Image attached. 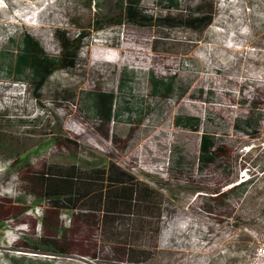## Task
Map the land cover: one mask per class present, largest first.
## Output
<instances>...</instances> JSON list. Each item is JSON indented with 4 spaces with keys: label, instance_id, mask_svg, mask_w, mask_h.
I'll use <instances>...</instances> for the list:
<instances>
[{
    "label": "rangeland",
    "instance_id": "1",
    "mask_svg": "<svg viewBox=\"0 0 264 264\" xmlns=\"http://www.w3.org/2000/svg\"><path fill=\"white\" fill-rule=\"evenodd\" d=\"M200 1L183 0V8ZM118 2L0 0V51L10 36L30 32L58 55L57 30L89 29L97 13L118 12ZM206 2L214 20L203 31L128 23L93 30L78 66L57 71L38 101L26 81L0 70V264H138L127 261V246L104 241L98 218L55 209L26 186L53 165L105 173L108 161L164 193L158 250L146 264H249V229L264 216V0ZM142 6L154 16L181 14L158 0ZM151 74L176 77V94L154 95ZM92 90L131 103L143 98L149 109L144 118L101 125L81 108V93ZM181 115L199 117L200 130L178 125ZM255 118L257 133L243 124ZM204 131L226 151L224 168L198 167ZM249 177L256 184L245 193L217 196ZM42 237L57 239L66 253L34 249Z\"/></svg>",
    "mask_w": 264,
    "mask_h": 264
},
{
    "label": "trees",
    "instance_id": "2",
    "mask_svg": "<svg viewBox=\"0 0 264 264\" xmlns=\"http://www.w3.org/2000/svg\"><path fill=\"white\" fill-rule=\"evenodd\" d=\"M206 1L208 0H201L195 5L183 8V0H158L169 11L181 10V14L154 16L144 10L142 0H119L118 12L104 16L97 13L89 29L81 27L74 34L67 29L57 30L56 36L61 47L58 55L47 53L38 38L30 32H23L17 37L10 36L7 47L0 51V70L15 82L26 81L32 89L33 97L38 101L42 98L50 78L57 71H72L78 66L82 50L93 30L101 31L128 23L143 28L203 31L214 20V4L212 2L209 5ZM88 3L92 8L99 7H96V0H88ZM129 79L130 74L125 72L122 86L128 85ZM150 81L154 95L172 98L177 92L176 77L164 80L151 74ZM80 98L83 102L82 110L101 125L120 120L124 115L130 119H141L149 109L143 98L136 103H131L128 99L119 101L113 92L105 90L82 92ZM259 115L260 119L264 117L263 112ZM258 121L257 118L247 119L243 124L252 127L254 133H257ZM177 123L190 130L199 131L201 119L181 115L177 118ZM59 127L62 130V123H59ZM224 152L226 151L218 143L217 136L204 131L200 139L198 167L202 170L211 165L224 168ZM177 164H181V158ZM78 166H50L47 170L36 173V177L27 178L26 186L38 200L49 202L55 209L77 212L79 217L86 220L98 218L104 241L127 246V261L148 263L158 250L157 240L164 217V193L114 161H108L105 173H97L94 169L81 171ZM255 184L256 178L249 177L226 191L217 192V196L227 199L240 191L245 193ZM34 249L66 253V248L51 237L37 240Z\"/></svg>",
    "mask_w": 264,
    "mask_h": 264
},
{
    "label": "built area",
    "instance_id": "3",
    "mask_svg": "<svg viewBox=\"0 0 264 264\" xmlns=\"http://www.w3.org/2000/svg\"><path fill=\"white\" fill-rule=\"evenodd\" d=\"M249 233L252 243L249 264H264V216L249 229Z\"/></svg>",
    "mask_w": 264,
    "mask_h": 264
},
{
    "label": "bare ground",
    "instance_id": "4",
    "mask_svg": "<svg viewBox=\"0 0 264 264\" xmlns=\"http://www.w3.org/2000/svg\"><path fill=\"white\" fill-rule=\"evenodd\" d=\"M14 1H15V0H14ZM29 1H30V0H29ZM35 1H36V0H35ZM37 2H38V1H37ZM39 2H40V1H39ZM13 3H14V2H13ZM31 4H32V3H31ZM11 5H13V7H15V8H18V6H19L18 2L14 3V4H11ZM33 6H34V5H33ZM28 7H29V6H28ZM35 7H36V6H35ZM45 8H46V7H45ZM49 8H50V7H49ZM51 8H52V7H51ZM52 9H53V8H52ZM16 10H17V9H16ZM24 10H25V9H24ZM14 11H15V10H14ZM14 11H13V12H14ZM19 11H20V10H19ZM30 12H31V11H30ZM40 12H41V11H40ZM40 12H39V13H40ZM15 13H16V12H15ZM25 14H27V13H25ZM21 15H24V13H22V12H17V14H16V16H18V17L21 16ZM42 16H43V15H42ZM42 16H41V17H42ZM57 16H58V15H57ZM54 18H55V17H54ZM54 18H53V19H54ZM59 19H60V18H59ZM7 21H9V19H7ZM10 21H11V20H10ZM10 21H9V22H10ZM54 21H55V20H54ZM55 22H56V21H55ZM31 25H34V24H31ZM33 29H34V28H33ZM37 32H38V31H37ZM34 35L37 36V37H39V35H36V34H34ZM42 39H43V38H42ZM201 41H202V40H201ZM121 63H122V62H121Z\"/></svg>",
    "mask_w": 264,
    "mask_h": 264
}]
</instances>
